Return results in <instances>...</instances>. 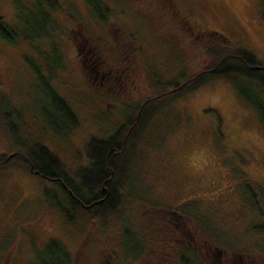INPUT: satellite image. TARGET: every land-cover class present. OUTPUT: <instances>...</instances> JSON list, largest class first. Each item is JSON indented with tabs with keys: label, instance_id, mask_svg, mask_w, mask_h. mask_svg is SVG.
I'll return each mask as SVG.
<instances>
[{
	"label": "rangeland",
	"instance_id": "obj_1",
	"mask_svg": "<svg viewBox=\"0 0 264 264\" xmlns=\"http://www.w3.org/2000/svg\"><path fill=\"white\" fill-rule=\"evenodd\" d=\"M158 1L123 0L122 7L111 2L110 17L98 24L87 22L86 0H62L61 11H49L60 27L53 35L35 36L32 45L0 38V88L23 110L24 118L15 119L20 130L44 140L76 170L86 160L87 136L112 133L126 116V105L151 94L157 77L178 74L180 57L197 70L206 59L204 45L225 43L220 34L195 37V30L222 32L264 59L259 0H172L177 13ZM19 3L32 7L34 0H0V14L22 27ZM89 30L106 44L96 45ZM109 51L122 56L127 72L123 66L107 71ZM32 63L69 97L77 124L57 116L55 128L44 120L49 103L43 87H37ZM235 84L225 76L214 78L147 123L130 161L124 187L130 197L123 203L133 228L148 243L145 258L124 261L120 224L102 230L82 214L76 224L68 221L41 195L47 179L15 166L0 171V264H23L51 237L63 240L79 264L105 258H119L117 264H180L182 246L197 249L198 264H264V230L256 228L264 214L253 203L255 194L264 207V128ZM7 134L0 126L2 153L9 151ZM48 185L57 187L55 181Z\"/></svg>",
	"mask_w": 264,
	"mask_h": 264
},
{
	"label": "trees",
	"instance_id": "obj_2",
	"mask_svg": "<svg viewBox=\"0 0 264 264\" xmlns=\"http://www.w3.org/2000/svg\"><path fill=\"white\" fill-rule=\"evenodd\" d=\"M111 2H121V7L123 6V0H86L89 8L87 22L98 24L101 21L107 22L111 13ZM62 3V0H34L32 7L19 3L21 7H19L18 17L23 26L18 27L9 23L0 14V38L13 45L20 40H26L32 45L36 41L35 36L53 35L54 31L59 30L57 28L60 27L55 24L56 19L49 17V11H61ZM160 3L161 0L157 4L162 6ZM165 3L169 5L173 13H177L178 9L172 0H165ZM69 4L67 6L70 9ZM76 13L81 14L78 10ZM258 13L264 19V0H259ZM79 21L78 27L82 26ZM89 32L91 36L96 37L91 39L93 42L102 44L101 47L106 44L107 39L100 36L98 32L92 30ZM201 34L210 38L220 34L225 43L204 45L206 59L197 67V70L180 57L182 69L180 68L178 74L168 79L157 77L151 94L137 103L126 105L128 112L112 133L87 136L82 146L86 160L76 170L71 168V165L44 140L37 139L27 130H20L19 123L15 119L18 120L20 116L24 118L23 110L17 107L10 96L0 88V126L5 133H8L10 141L9 151L0 152V171L24 166L46 178L48 183L45 182L41 186V195L45 201L49 200L48 204L57 207L68 221L75 223L79 214H82L88 215V223L96 222L102 230L120 224L119 239L124 261L129 258L139 259L145 254L148 243L144 242L137 234L136 228H133L134 225L128 219L129 214L125 212L123 203L130 197L129 191L124 189L130 161L134 157L147 123L183 94L196 90L214 78L225 76L236 83L238 94L258 113L264 128V59H260L242 42L232 40L217 30L208 32L195 30V37ZM158 37L159 33L155 39ZM160 38L169 44L173 51H177V45L170 38L161 37V35ZM38 49L43 54L42 49L39 47ZM108 55L111 57L110 54ZM32 68L37 87H43L42 96L49 103V106L44 109V120L47 124L57 128V118L77 124L79 118L69 97L46 81L41 66L32 63ZM51 181L57 184L53 190L48 185ZM253 203L257 210L264 214V207L260 206L255 199V194ZM257 227L264 230V222L261 225L257 224ZM34 250V256L23 264H79L68 245L58 237L49 238ZM196 250L191 246L180 247L178 262L198 264L199 257ZM118 262L119 258H105L99 264H117Z\"/></svg>",
	"mask_w": 264,
	"mask_h": 264
},
{
	"label": "flooded vegetation",
	"instance_id": "obj_3",
	"mask_svg": "<svg viewBox=\"0 0 264 264\" xmlns=\"http://www.w3.org/2000/svg\"><path fill=\"white\" fill-rule=\"evenodd\" d=\"M96 45H102V44H98V43H96ZM122 48H123V46H122ZM124 49V48H123ZM108 54H110L111 56L113 55V58L112 57H110L109 58V60L111 61H109V62H107V65L109 66V67H107V68H109L107 71L109 72V73H112L113 74V72L114 71H118V70H120V67L121 66H123V67H121L122 68V70L123 71H126L127 72V68L126 67H124V65H126L125 64V62L124 63H122V62H119V60L120 61H122L121 59H122V56H119V55H117V53H111V51H109V52H107ZM123 54H124V50H123ZM94 55H92V57H93ZM117 56H118V58H117ZM125 57V54H124V56H123V58ZM106 68V69H107ZM122 71V72H123ZM129 72V71H128ZM171 213H176V214H178L180 217L181 216H185V214L184 213H179L176 209H172L171 211H170ZM260 252H263L264 253V251H260ZM260 252H256L257 254H260ZM254 253V252H253ZM228 264H230V263H228ZM233 264H239V263H233Z\"/></svg>",
	"mask_w": 264,
	"mask_h": 264
}]
</instances>
